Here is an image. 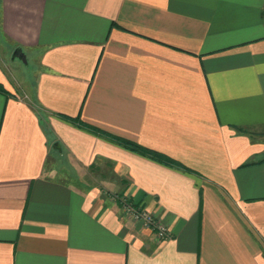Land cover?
I'll return each instance as SVG.
<instances>
[{
	"label": "crops",
	"instance_id": "obj_1",
	"mask_svg": "<svg viewBox=\"0 0 264 264\" xmlns=\"http://www.w3.org/2000/svg\"><path fill=\"white\" fill-rule=\"evenodd\" d=\"M0 48V264H264V0H0Z\"/></svg>",
	"mask_w": 264,
	"mask_h": 264
},
{
	"label": "built area",
	"instance_id": "obj_2",
	"mask_svg": "<svg viewBox=\"0 0 264 264\" xmlns=\"http://www.w3.org/2000/svg\"><path fill=\"white\" fill-rule=\"evenodd\" d=\"M124 210L135 220L142 222L144 226L153 230L161 239L170 237V230L168 226L158 220L155 215L144 207L137 206L129 199H122Z\"/></svg>",
	"mask_w": 264,
	"mask_h": 264
},
{
	"label": "rangeland",
	"instance_id": "obj_3",
	"mask_svg": "<svg viewBox=\"0 0 264 264\" xmlns=\"http://www.w3.org/2000/svg\"><path fill=\"white\" fill-rule=\"evenodd\" d=\"M12 48H8L7 52H2V48H0V57L4 58L6 64L10 65L11 68L14 69L16 76L18 77L19 74H25L29 77H32L34 71V59L32 58L31 54L26 53V58L18 57L17 55L14 56V53L17 49L13 50ZM25 53V52H24ZM255 133V132H254ZM260 135V139L264 140V131L255 133ZM132 202V201H131Z\"/></svg>",
	"mask_w": 264,
	"mask_h": 264
},
{
	"label": "trees",
	"instance_id": "obj_4",
	"mask_svg": "<svg viewBox=\"0 0 264 264\" xmlns=\"http://www.w3.org/2000/svg\"><path fill=\"white\" fill-rule=\"evenodd\" d=\"M67 119L72 120L70 117H67ZM121 144L123 146L133 150V151L140 152V153L145 154V155H150L151 153H153V155H152L153 158H157L158 160H162L161 156L158 153H154V152H151L147 149H144L143 147H141L140 145H138L134 142L122 141Z\"/></svg>",
	"mask_w": 264,
	"mask_h": 264
},
{
	"label": "water",
	"instance_id": "obj_5",
	"mask_svg": "<svg viewBox=\"0 0 264 264\" xmlns=\"http://www.w3.org/2000/svg\"><path fill=\"white\" fill-rule=\"evenodd\" d=\"M18 56V57H21V58H26V56H25V53H24V51L22 50V49H17L16 51H15V53H14V56Z\"/></svg>",
	"mask_w": 264,
	"mask_h": 264
}]
</instances>
